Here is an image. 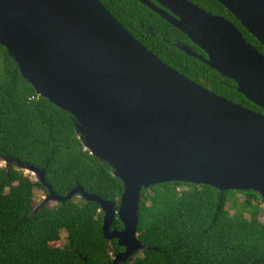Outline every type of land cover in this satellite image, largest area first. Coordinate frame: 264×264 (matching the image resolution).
<instances>
[{"label":"water","instance_id":"obj_1","mask_svg":"<svg viewBox=\"0 0 264 264\" xmlns=\"http://www.w3.org/2000/svg\"><path fill=\"white\" fill-rule=\"evenodd\" d=\"M203 53L181 47L236 84L264 110V54L231 21L187 0H137ZM264 47V0H216ZM0 46L36 94L69 113L84 149L124 187L118 209L76 187L58 196L45 168L17 164L47 190V202H95L102 235L132 263L141 192L167 182L252 190L264 199V114L227 100L173 69L141 44L99 0H0ZM123 229H112L115 219ZM86 263V259L84 258Z\"/></svg>","mask_w":264,"mask_h":264},{"label":"trees","instance_id":"obj_2","mask_svg":"<svg viewBox=\"0 0 264 264\" xmlns=\"http://www.w3.org/2000/svg\"><path fill=\"white\" fill-rule=\"evenodd\" d=\"M99 1L164 63L227 100L264 114L233 81L183 52L178 46L193 45L188 37L139 1ZM191 1L235 22L216 0ZM235 24L264 54V47ZM0 157L7 162L0 166V264H109L123 252L117 240L104 239L103 213L95 202L74 197L35 211L34 189L47 190L18 169V163L45 168L46 182L58 196L79 186L113 202L116 210L124 187L106 163L84 149L72 116L38 96L2 46ZM263 203L252 190L220 192L182 182L143 189L137 231L145 248L128 264H264ZM112 229H123L117 218Z\"/></svg>","mask_w":264,"mask_h":264},{"label":"rangeland","instance_id":"obj_3","mask_svg":"<svg viewBox=\"0 0 264 264\" xmlns=\"http://www.w3.org/2000/svg\"><path fill=\"white\" fill-rule=\"evenodd\" d=\"M0 166H7V162L4 161L2 159V157H0ZM17 168L22 170L25 175L30 177L31 180L38 182V179L36 178V176L33 173H31L27 170H24L21 167H17ZM238 196H239V198L242 199V195H238ZM46 197H47V193H45L42 189L35 188L34 189V205H35V208H37L40 204H42V202H44ZM49 203L54 204L55 202H47L45 204H49ZM260 211H261L260 220H261V222H264V203L261 205ZM61 235H62V240H61V243L58 244L60 246H62V244H64V238L66 236V233L63 231V232H61ZM140 254H141V252L137 256H139Z\"/></svg>","mask_w":264,"mask_h":264},{"label":"flooded vegetation","instance_id":"obj_4","mask_svg":"<svg viewBox=\"0 0 264 264\" xmlns=\"http://www.w3.org/2000/svg\"><path fill=\"white\" fill-rule=\"evenodd\" d=\"M149 1H151V2H153V3H155V4H157V0H149ZM187 1H190V2H192L191 0H187ZM192 3H194V2H192ZM194 4H197V5H199L200 7H202L203 9H205V10H207L204 6H202V5H200V4H198V3H194ZM208 11V10H207ZM210 12V11H209ZM215 15H218V14H215ZM220 16V15H219ZM223 17V16H222ZM225 18V17H224ZM225 19H227V18H225ZM228 20V19H227ZM230 21V20H229ZM231 22H233L234 24H235V22H237L236 20H235V22L234 21H231ZM236 25V24H235ZM237 26V25H236ZM191 42V41H190ZM183 46H187L189 49H191V51H194V52H196L197 54H199V55H201V54H203L204 55V53L199 49V48H197L195 45V47L193 46V45H189V44H187V45H182V46H178L180 49H181V47H183ZM200 51L201 52V54L200 53H198L197 51ZM184 52V51H183Z\"/></svg>","mask_w":264,"mask_h":264}]
</instances>
